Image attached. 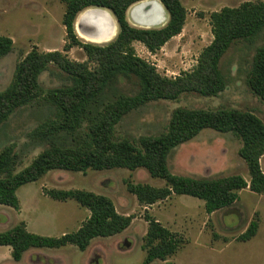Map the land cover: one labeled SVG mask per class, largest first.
Returning a JSON list of instances; mask_svg holds the SVG:
<instances>
[{"label":"trees","instance_id":"obj_1","mask_svg":"<svg viewBox=\"0 0 264 264\" xmlns=\"http://www.w3.org/2000/svg\"><path fill=\"white\" fill-rule=\"evenodd\" d=\"M145 0H63V25L68 43L64 52L81 48L87 61L70 60L64 52H40L33 48L15 68L10 85L0 92V126L19 109L47 102L55 108L53 118L39 124L28 137L47 147L21 171H17L18 154L14 146L0 152V205L21 210L17 191L22 186L39 181L47 173L62 170L86 173L144 169L150 177L166 182L163 188L142 184H127L128 192L144 206H152L172 195H185L204 202L207 214L229 208L239 201V192L249 188L264 195V123L254 113L236 109L191 110L176 109L167 130L159 136L140 137L137 142L114 140L116 125L130 112L148 103L177 101L184 94L217 97L226 89L220 62L238 41L252 42L264 29V2H244L238 7H225L210 16L213 41L201 52L197 66L191 71L169 78L162 76L155 65L142 59L133 47L143 44L156 53L173 37L181 34L187 12L180 0H158L164 7L168 22L160 28H136L127 21V12ZM88 8L111 12L117 26V36L100 46L79 39L75 30L78 15ZM13 50V40L0 35V59ZM51 65L67 75L70 84L44 89L41 75ZM136 79L135 95H119L102 104V96L120 79ZM250 91L264 101V47L258 48L247 77ZM232 133L242 142L239 156L246 162L250 181L234 175L219 179L178 176L171 173L168 158L172 150L191 141L203 130ZM60 138L70 144H59ZM47 196L56 201L73 200L90 212V216L74 233L61 237H44L28 230L24 222L0 232V246L11 249V257L21 262L30 249H60L68 245L86 251L96 238H110L127 230L133 217L120 215L113 201L106 196L84 190H51ZM148 230L143 249L145 264L167 261L183 246V239L147 218ZM258 224L253 221L238 241L248 242L256 236Z\"/></svg>","mask_w":264,"mask_h":264},{"label":"rangeland","instance_id":"obj_2","mask_svg":"<svg viewBox=\"0 0 264 264\" xmlns=\"http://www.w3.org/2000/svg\"><path fill=\"white\" fill-rule=\"evenodd\" d=\"M180 1L187 12L180 35L173 37L156 53H150L139 42L133 44L139 57L155 65L162 76L169 78L197 66L201 52L213 41L210 24L213 12L225 7H238L244 2H264ZM130 9L127 12L129 24L145 28L133 22ZM64 13L63 0H0V35L13 40L12 52L0 59V92L10 85L16 65L33 48L40 52H64L68 43L62 23ZM167 22L168 16L165 24L151 28L163 27ZM78 37L83 42H89ZM110 42L98 45L105 46ZM261 47H264V29L254 41H238L231 46L220 62L226 89L217 97L192 93L182 95L177 101L148 103L127 114L115 126L113 139L137 142L140 137L159 136L167 130L172 114L178 108L249 111L264 123V101L247 86L253 58ZM64 53L72 61H87L81 48L74 47ZM40 82L44 89L70 84L67 75L55 65L41 75ZM138 90L136 79L122 78L102 96L101 103H107L119 95H135ZM55 111L53 106L40 101L17 110L0 126V152L14 146L18 154V172L28 167L47 147L41 141L31 140L28 135L39 124L53 118ZM60 143L69 145L70 140L60 138ZM241 147V140L232 133L205 129L191 141L172 150L168 167L172 174L178 176L219 179L239 175L249 182L248 166L238 153ZM261 168L264 172V156ZM128 183L155 188L166 186L164 180L150 177L144 169L89 170L86 173L55 170L37 182L22 186L17 191L21 211L0 205V232L21 222L29 227L30 232L44 237H61L76 232L90 212L73 200L61 202L51 199L46 194L51 190H84L109 197L117 212L133 217V221L119 235L94 239L86 251L72 245L60 249H30L17 263L11 257V249L0 246V264H145L146 251L143 246L148 217L178 234L184 241L183 246L167 261L157 260L151 264H264V195L255 194L247 188L239 192V201L231 207L207 214L203 201L185 195H172L152 206L141 205L136 196L128 192ZM253 221L258 224L256 236L248 242L238 241Z\"/></svg>","mask_w":264,"mask_h":264},{"label":"bare ground","instance_id":"obj_3","mask_svg":"<svg viewBox=\"0 0 264 264\" xmlns=\"http://www.w3.org/2000/svg\"><path fill=\"white\" fill-rule=\"evenodd\" d=\"M133 22L146 29L165 24L167 16L158 0H145L133 5L129 11ZM75 30L83 39L97 44L110 42L117 36V24L112 14L101 8H88L81 12Z\"/></svg>","mask_w":264,"mask_h":264},{"label":"crops","instance_id":"obj_4","mask_svg":"<svg viewBox=\"0 0 264 264\" xmlns=\"http://www.w3.org/2000/svg\"><path fill=\"white\" fill-rule=\"evenodd\" d=\"M20 211H21V210H20ZM89 216H90V215H89ZM28 228H29V227H28ZM28 230H29V229H28ZM7 248H8V247H7ZM26 254H27V253H26ZM26 254H25V255H26ZM25 255H24V257H25ZM22 260H23V259H22Z\"/></svg>","mask_w":264,"mask_h":264}]
</instances>
